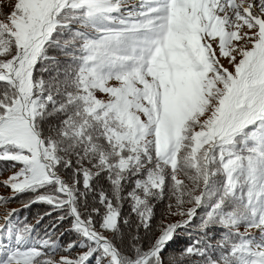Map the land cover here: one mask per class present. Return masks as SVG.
<instances>
[{
  "label": "snow or ice",
  "instance_id": "6c2138e0",
  "mask_svg": "<svg viewBox=\"0 0 264 264\" xmlns=\"http://www.w3.org/2000/svg\"><path fill=\"white\" fill-rule=\"evenodd\" d=\"M5 171L0 264H264V0H14Z\"/></svg>",
  "mask_w": 264,
  "mask_h": 264
},
{
  "label": "trees",
  "instance_id": "16d2710c",
  "mask_svg": "<svg viewBox=\"0 0 264 264\" xmlns=\"http://www.w3.org/2000/svg\"><path fill=\"white\" fill-rule=\"evenodd\" d=\"M3 13L4 12H1L0 15L2 16ZM10 174L11 173L8 171L3 172V174L0 175V180L7 178V176H9ZM0 192H4L7 194V189L0 188ZM27 201H28V197H24L23 199L12 201L8 203L7 205H0V215H2L6 209L10 210L12 208H18L20 209L18 213V220L21 226L24 223L35 225L37 219H39V217L42 216L44 212L48 211V206L45 204L36 203V204H32L30 207L25 208L23 205L27 203ZM124 211L125 213H127L128 211L127 205L125 206ZM164 211H165V207L163 204H160L157 206L156 208V222L157 223L162 218L161 213H163ZM54 219H55L54 216L44 217V219L40 221L37 227L41 231V233L43 232L45 228L49 227L52 224ZM169 219L176 220V219H179V217H170ZM2 222L3 221L0 220V223ZM67 227L68 225L64 224L60 227L59 230L63 231V229ZM189 243H191V239L188 237L187 233L181 230L179 234L175 237L174 241L172 242V245L169 251L182 249L186 247Z\"/></svg>",
  "mask_w": 264,
  "mask_h": 264
},
{
  "label": "rangeland",
  "instance_id": "374dc122",
  "mask_svg": "<svg viewBox=\"0 0 264 264\" xmlns=\"http://www.w3.org/2000/svg\"><path fill=\"white\" fill-rule=\"evenodd\" d=\"M13 3L14 0H0V13L10 11Z\"/></svg>",
  "mask_w": 264,
  "mask_h": 264
}]
</instances>
